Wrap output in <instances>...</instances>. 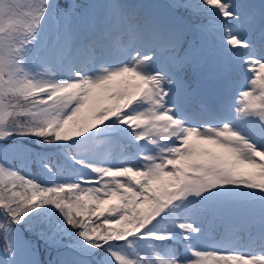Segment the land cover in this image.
<instances>
[{
  "label": "snow or ice",
  "instance_id": "1",
  "mask_svg": "<svg viewBox=\"0 0 264 264\" xmlns=\"http://www.w3.org/2000/svg\"><path fill=\"white\" fill-rule=\"evenodd\" d=\"M0 264H264V0H0Z\"/></svg>",
  "mask_w": 264,
  "mask_h": 264
}]
</instances>
